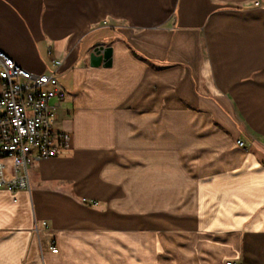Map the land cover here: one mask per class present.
<instances>
[{
	"label": "crops",
	"instance_id": "0c3cea01",
	"mask_svg": "<svg viewBox=\"0 0 264 264\" xmlns=\"http://www.w3.org/2000/svg\"><path fill=\"white\" fill-rule=\"evenodd\" d=\"M0 51L60 62L71 137L0 190V264H264V0H0Z\"/></svg>",
	"mask_w": 264,
	"mask_h": 264
},
{
	"label": "built area",
	"instance_id": "2783aa9c",
	"mask_svg": "<svg viewBox=\"0 0 264 264\" xmlns=\"http://www.w3.org/2000/svg\"><path fill=\"white\" fill-rule=\"evenodd\" d=\"M31 74L0 51V190L29 192V169L39 160L58 156L70 147L68 133L53 127V118L66 98L56 68ZM236 145L246 150L240 141ZM84 203H87L83 200ZM96 205V203H93ZM46 228V224H42ZM56 250L53 249L52 252ZM225 264H235L228 261Z\"/></svg>",
	"mask_w": 264,
	"mask_h": 264
},
{
	"label": "water",
	"instance_id": "95a60500",
	"mask_svg": "<svg viewBox=\"0 0 264 264\" xmlns=\"http://www.w3.org/2000/svg\"><path fill=\"white\" fill-rule=\"evenodd\" d=\"M96 55H101V61L104 67H109L111 65V49L108 47H98L93 50Z\"/></svg>",
	"mask_w": 264,
	"mask_h": 264
},
{
	"label": "rangeland",
	"instance_id": "374dc122",
	"mask_svg": "<svg viewBox=\"0 0 264 264\" xmlns=\"http://www.w3.org/2000/svg\"><path fill=\"white\" fill-rule=\"evenodd\" d=\"M247 150V149H246Z\"/></svg>",
	"mask_w": 264,
	"mask_h": 264
}]
</instances>
